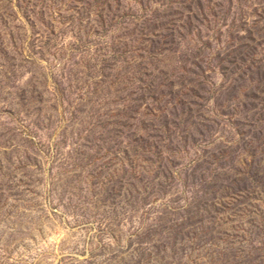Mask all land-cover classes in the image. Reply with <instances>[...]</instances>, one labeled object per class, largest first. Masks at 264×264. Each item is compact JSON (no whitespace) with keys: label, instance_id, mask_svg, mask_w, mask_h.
I'll list each match as a JSON object with an SVG mask.
<instances>
[{"label":"rangeland","instance_id":"1","mask_svg":"<svg viewBox=\"0 0 264 264\" xmlns=\"http://www.w3.org/2000/svg\"><path fill=\"white\" fill-rule=\"evenodd\" d=\"M0 264H264V0H0Z\"/></svg>","mask_w":264,"mask_h":264}]
</instances>
